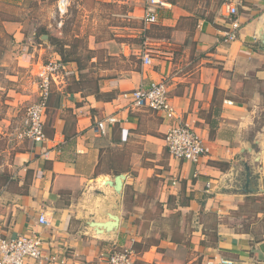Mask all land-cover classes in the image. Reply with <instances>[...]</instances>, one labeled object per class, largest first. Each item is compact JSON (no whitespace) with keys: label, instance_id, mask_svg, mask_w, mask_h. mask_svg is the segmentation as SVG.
<instances>
[{"label":"crops","instance_id":"crops-1","mask_svg":"<svg viewBox=\"0 0 264 264\" xmlns=\"http://www.w3.org/2000/svg\"><path fill=\"white\" fill-rule=\"evenodd\" d=\"M102 1L116 2L119 9L106 25L111 33L90 36L95 52L90 69L82 63L79 70L76 61L64 62L52 49L68 73L50 94L41 143L18 142L11 126L22 117L16 115L19 104L34 97L41 56L53 46H32L21 22H0L16 40L15 61L2 63L0 57V113L3 104L8 114L15 110L14 119L0 115V140L8 142L0 145L5 181L0 184V233L16 238L40 232L46 254L57 258L45 264H109L107 255L121 249L134 252L133 264H194L198 258V264H206L219 257L264 264V0H241L242 26L231 42L224 40L228 25L219 13L222 0H165L168 6L158 10V22L147 29L146 0H95L93 9ZM59 39L65 55L75 59L74 45L65 36ZM146 47L151 64L142 60ZM103 49L105 59L98 55ZM159 81L167 84L177 113L209 148L198 163L170 156L165 137L173 119L135 108L123 96ZM107 116L117 122H107L103 132L98 123ZM124 153L126 166L121 167L117 157ZM107 158L119 166L105 169ZM246 164L255 189L249 193L241 190ZM121 173L119 193L107 181ZM253 200L263 204L253 218L241 214L229 222L231 211ZM152 202L163 205L170 226L148 243L150 234L139 220ZM207 212L215 216L212 226ZM110 213L119 216L115 231L99 233L90 225L108 220ZM200 213H205L202 219ZM41 215L47 225L39 222ZM187 234L190 239L184 240ZM135 242L144 244L141 251L133 249Z\"/></svg>","mask_w":264,"mask_h":264},{"label":"built area","instance_id":"built-area-1","mask_svg":"<svg viewBox=\"0 0 264 264\" xmlns=\"http://www.w3.org/2000/svg\"><path fill=\"white\" fill-rule=\"evenodd\" d=\"M145 28L158 22V10L168 6L165 0H146ZM241 0H222L219 8L220 16L226 21L228 27L225 32L226 42L235 41L238 38L242 23L239 18V6ZM71 0H58L60 15L68 13ZM62 22H59V26ZM144 43H149V37L144 36ZM148 47L142 54L144 64H151L152 56ZM68 70L60 58H51L46 63H41L36 76L37 100L30 104L26 113L13 122L12 130L15 140L22 143L31 141L41 143L46 139L45 125L50 94L55 85L65 82ZM123 96L135 108H148L164 112L174 120L168 130L165 141L171 157L180 161L198 163L208 154L209 148L204 139L179 115L172 104L168 86L165 82H152L148 85H140L136 89L124 92ZM115 123V116H107L98 123V129L104 132L106 123ZM39 222L48 224L45 215L39 217ZM45 240L43 235L32 233L9 238L0 233V264H28L30 260L36 264H45L47 261H55V256H48L45 252ZM133 251L129 249L114 250L107 255L109 264H133ZM206 264H235L227 257H219L210 260Z\"/></svg>","mask_w":264,"mask_h":264},{"label":"rangeland","instance_id":"rangeland-1","mask_svg":"<svg viewBox=\"0 0 264 264\" xmlns=\"http://www.w3.org/2000/svg\"><path fill=\"white\" fill-rule=\"evenodd\" d=\"M95 0H71V5L69 7L68 13L66 15H60L58 11V0H0V22H21L23 27L20 29L24 35V38L32 41L33 45L40 44L41 46L46 47V43H51L50 40L42 39V35L48 33L54 37H66V40L69 44L74 45L71 50L74 52L76 58H80L82 63H84L87 68L90 66V58L94 55V51L91 52L90 49V36L97 35L96 38H100L108 35L109 28L106 25L113 23V11L119 9V4L111 1H102L100 2L96 9H93ZM85 8H82L84 7ZM62 21V25L59 26V22ZM62 31V32H61ZM65 34H64V33ZM129 33V32H128ZM130 34V33H129ZM78 35L79 38H75ZM47 40V41H46ZM16 40L14 35L11 32H7L3 26H0V57L2 63H13L12 52L15 49ZM46 45V46H45ZM31 46V47H32ZM52 48H48L47 51L43 52L41 63H46L49 59L54 58L52 54L53 48L55 45L52 44ZM98 55L105 59L106 50H98ZM106 52V53H105ZM12 56V58H11ZM109 62H113L109 60ZM5 69H9L8 65H5ZM90 69V68H89ZM93 75V74H92ZM95 76V75H93ZM6 80L3 82V85L8 84ZM34 82V81H33ZM33 85V83H30ZM26 86V85H24ZM18 90L24 89L23 84L17 87ZM3 89L0 90L2 93ZM34 97L26 100L23 104H19L21 111L16 115L23 116L26 113L28 106L34 103L37 100L38 93L37 88L34 86ZM32 92V93H33ZM3 94L0 95V97ZM1 99V98H0ZM0 115L6 117H13L15 110L11 111V114L7 113V109L4 108ZM15 116L12 118L14 119ZM8 144L7 141L1 139L0 145L6 147ZM120 159L121 167L126 166V155L120 154L118 157ZM102 165L105 169L110 167L119 166L115 161L111 162L108 158ZM103 169V168H102ZM4 178L0 177V184L4 183ZM243 207H245L243 209ZM263 207V204L260 202L257 204L255 200L247 203L246 205L241 206L240 210L231 211L229 222L237 221L241 214H246V216L251 219L256 215L257 208ZM164 208L159 202H152L146 206V211L143 217V220H139L142 228L146 230L150 236L147 238V242H153L157 240L160 236L157 235L159 232L166 231L169 226V218L163 216ZM237 212V215L235 214ZM213 212L200 213L199 217L202 219L207 217L208 224L210 226L215 222V216ZM228 214V215H229ZM227 215V216H228ZM191 226L194 224L192 219L187 221ZM151 227V229H150ZM238 228H236L237 230ZM185 235V234H184ZM184 237V240L188 238V234ZM183 237L176 236V239H182ZM210 240H214V237H210ZM191 252H189L190 254ZM196 252H194V255ZM199 254V253H198ZM199 263V258L195 261L194 264Z\"/></svg>","mask_w":264,"mask_h":264},{"label":"water","instance_id":"water-1","mask_svg":"<svg viewBox=\"0 0 264 264\" xmlns=\"http://www.w3.org/2000/svg\"><path fill=\"white\" fill-rule=\"evenodd\" d=\"M43 40L48 39V34H44L42 37ZM264 40V38H263ZM246 182L244 187L241 189L245 193L253 192V189L250 184L253 183L251 178V171L248 164H246ZM125 178L124 174H118L113 180H108L107 183L114 187L115 191L121 193L123 179ZM90 225L94 227L99 233L103 232H112L117 229L119 226V216L114 213L109 214V219L106 221H91Z\"/></svg>","mask_w":264,"mask_h":264},{"label":"trees","instance_id":"trees-1","mask_svg":"<svg viewBox=\"0 0 264 264\" xmlns=\"http://www.w3.org/2000/svg\"><path fill=\"white\" fill-rule=\"evenodd\" d=\"M49 40L51 41V43L53 45H55L56 51L61 55V57H62L64 62L76 61L78 66H79V70L82 71L84 69V65L82 64L81 59H79V58L72 59L71 57H68V56L65 55V53H64L65 44L58 37H54V36L50 35L49 36ZM170 200H171V197H169L168 203L170 202ZM162 207H163V205H162ZM161 238H163V237H161ZM151 244H153V243H151ZM143 247H144V244L143 243H139V242H135L134 245H133V249L135 251H141L143 249Z\"/></svg>","mask_w":264,"mask_h":264},{"label":"bare ground","instance_id":"bare-ground-1","mask_svg":"<svg viewBox=\"0 0 264 264\" xmlns=\"http://www.w3.org/2000/svg\"><path fill=\"white\" fill-rule=\"evenodd\" d=\"M105 182V181H104ZM106 183V182H105Z\"/></svg>","mask_w":264,"mask_h":264}]
</instances>
